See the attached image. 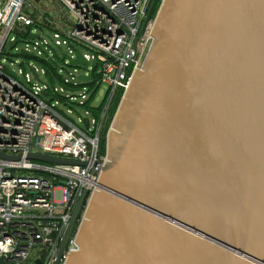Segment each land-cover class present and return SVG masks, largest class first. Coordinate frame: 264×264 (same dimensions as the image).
Returning <instances> with one entry per match:
<instances>
[{"label": "water", "instance_id": "95a60500", "mask_svg": "<svg viewBox=\"0 0 264 264\" xmlns=\"http://www.w3.org/2000/svg\"><path fill=\"white\" fill-rule=\"evenodd\" d=\"M105 145L65 264H264V0H161Z\"/></svg>", "mask_w": 264, "mask_h": 264}, {"label": "built area", "instance_id": "2783aa9c", "mask_svg": "<svg viewBox=\"0 0 264 264\" xmlns=\"http://www.w3.org/2000/svg\"><path fill=\"white\" fill-rule=\"evenodd\" d=\"M40 1L51 8L63 27L37 7ZM151 2L0 0V154L21 157L15 162L0 158V264H55L72 213L86 192L58 264H65L78 251L77 231L85 220L90 197L98 190L101 168L107 162L106 145L102 155L99 144L111 130L113 118L109 121L108 110L119 91L123 97L139 69L154 19L142 32ZM47 32L48 36L43 35ZM30 35L38 37L31 39ZM42 37L59 55L47 50V40L38 43ZM20 39L23 46L17 47ZM10 42H15L11 50ZM6 49L33 57L8 62ZM78 57L86 65L70 64ZM23 64L30 73L23 72ZM12 66L18 68L22 79ZM65 67L72 69L67 73L70 80L59 75ZM40 75L50 82L57 80L59 88H51L40 80ZM74 80L78 83L70 84ZM102 84L107 89L100 103L93 106L92 100ZM72 103L84 109V117H68ZM98 108L101 111L96 116L92 111ZM28 154L85 165L35 162L25 158Z\"/></svg>", "mask_w": 264, "mask_h": 264}, {"label": "rangeland", "instance_id": "374dc122", "mask_svg": "<svg viewBox=\"0 0 264 264\" xmlns=\"http://www.w3.org/2000/svg\"><path fill=\"white\" fill-rule=\"evenodd\" d=\"M45 1H46V0H45ZM160 2H161V0H159V4H160ZM158 6H159V5H158ZM37 7H38L40 10L45 11V12L47 13V15H48V16H49V17H50V18H51V19H52L57 25H59L60 27H63L62 22L57 18V16L52 12L51 8H49V7L46 5L45 2L40 1V3L37 4ZM29 13L32 14L31 11H29ZM155 13H156V12H155ZM154 16H155V15H154ZM43 35L48 36V32H47V33H43ZM42 40H47V42H48V47H49L47 50H49L50 53H55V54L59 55L57 49H54V48L52 47L51 43L49 42V40H48L46 37H45V38L42 37L40 40H37V41H38V43H41ZM22 46H23V41H22V39H20L19 42H18V46H17V47H22ZM40 48L43 50L44 47H43L42 44L40 45ZM47 50L45 51V53L49 54V52H48ZM62 50H63L64 52H68L66 46H62ZM16 55H17V52H13V51H12V52H9V51L6 49V57H7V59H8V62H14L15 60L19 59ZM49 57H50V56H49ZM34 63L38 66V64H37L36 62H34ZM61 65H62V62H59V66H58V67L60 68ZM11 68L15 71L16 75L19 76V75H18V68L15 67V66H12ZM21 68L23 69V72H24V73H30V71H28V69H27L26 64H23V66H22ZM71 71H72L71 68H69V67H65V71L62 72V73L59 74V75H60L63 79H68V80H70V78L67 76V73H68V72H71ZM77 75H78V74H74V76H77ZM19 78L22 79V76L20 75ZM40 80L44 81L45 83H48V84L51 86V88H52V87L59 88V82H58L57 80H55V79H54L52 82H50L47 78H45V77H43V76L40 75ZM74 82L78 83L77 80H74V81H70V84H72V83H74ZM77 85H78V84H77ZM106 89H107L106 85L102 84V85L100 86V88H99L97 94L95 95L94 99L92 100V101H93V102H92V105H93V106H96V105H98V104L100 103V101L102 100V98H103V96H104V93H105ZM61 95H64V94H61ZM75 96L78 97L77 94H75ZM79 101H81L80 98H78V102H79ZM62 108H64V110H66L67 107H62ZM71 109H72V114H70V115L68 114V117H70L71 119L76 120L77 117H79V116L84 117V109H83L82 107H80V106H77L76 103H72V105H71ZM88 117H89L90 119L92 118L91 116H88ZM107 127H108V126H107ZM106 130H107V128H106ZM103 142H105V144H106V137H105V136H103ZM59 194H60L59 192L56 193V198H57V199H59Z\"/></svg>", "mask_w": 264, "mask_h": 264}, {"label": "trees", "instance_id": "16d2710c", "mask_svg": "<svg viewBox=\"0 0 264 264\" xmlns=\"http://www.w3.org/2000/svg\"><path fill=\"white\" fill-rule=\"evenodd\" d=\"M158 5H159V1L157 3L156 9H155V11L153 13V17L155 15V12L157 11ZM153 17H152V19H153ZM152 19L150 20L149 23H151ZM121 95H122V91L121 92L119 91V93L115 97L113 103L111 104V106H110V108L108 110L107 116H108L109 121L113 118V116H114V114L116 112V109H117L118 104L120 102ZM100 111H101V108H98V109L93 110L92 112H94V114L97 116L98 112H100ZM108 122H107V124H108ZM99 151H100V154H102V155L104 154V151H105V142H103V140L99 144Z\"/></svg>", "mask_w": 264, "mask_h": 264}, {"label": "flooded vegetation", "instance_id": "af4514ba", "mask_svg": "<svg viewBox=\"0 0 264 264\" xmlns=\"http://www.w3.org/2000/svg\"><path fill=\"white\" fill-rule=\"evenodd\" d=\"M158 1H159V0H158ZM158 1H157V3H158ZM152 2H153V0H152ZM152 2H151V4H150V6H149V9H148V12H147V17H148L149 10H150V8H151V6H152ZM157 3H156V5H155L154 8H153L150 17L148 18L147 25L149 24L150 20H151L152 17H153V13H154V11H155V9H156ZM146 20H147V18H146ZM143 36H144V33H141V34H140V38H142Z\"/></svg>", "mask_w": 264, "mask_h": 264}]
</instances>
